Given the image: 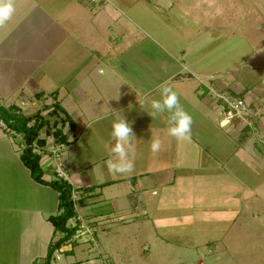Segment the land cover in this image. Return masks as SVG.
I'll return each mask as SVG.
<instances>
[{"label": "crops", "instance_id": "obj_1", "mask_svg": "<svg viewBox=\"0 0 264 264\" xmlns=\"http://www.w3.org/2000/svg\"><path fill=\"white\" fill-rule=\"evenodd\" d=\"M11 2L14 13L0 25V106H16L25 116L50 107L43 111L48 116L58 103L72 119L75 131L64 129L70 145L59 164L85 199L81 214L97 230L137 223L157 237L161 223L195 251L188 257L166 255L164 264H235L224 237L209 240L205 232L207 241L191 242L188 230L234 228L241 202L264 195L261 151L246 131L224 124L223 109L208 94L213 86L250 106L264 105V42L258 51L243 40L245 50L241 43L225 57L220 46L210 50L208 41L195 38L181 49H167L155 31L139 26L141 0ZM208 31L218 45L228 40L225 25ZM161 85L178 94L179 106L192 119L186 139L169 135L171 113L148 115L150 103L162 101ZM119 113L134 135L133 168L123 174L109 168L117 159L111 148ZM258 130L264 138V119ZM18 137L0 128V264H45L50 246L63 237L50 222L59 215L58 193L33 180L20 159ZM156 138L161 147L154 153L150 144ZM41 167L45 181L59 178L49 152ZM86 189L92 190L84 194ZM89 245L72 238L51 264H111L105 247L91 251ZM141 255L147 260L150 247L144 245Z\"/></svg>", "mask_w": 264, "mask_h": 264}, {"label": "rangeland", "instance_id": "obj_2", "mask_svg": "<svg viewBox=\"0 0 264 264\" xmlns=\"http://www.w3.org/2000/svg\"><path fill=\"white\" fill-rule=\"evenodd\" d=\"M149 1L150 4L148 0H141L138 4L139 26L147 31H155V39L167 49H181L188 41L195 38L198 41H208L210 50L220 46L219 49L223 48L224 57L233 48L238 49L241 43L242 49L245 50L243 40L249 41L253 48H258V51L261 50L264 34L260 35L258 31L264 33V0ZM134 12L131 11V14ZM222 25H225L228 40L224 39L222 44L218 45L211 35L208 37V30L210 27ZM201 36L203 38H200ZM54 120V118L51 119L52 122ZM0 128L3 127L0 126ZM258 135L256 138L254 136L249 138L254 142L255 149L261 151L259 153L264 157V145L261 143L263 137L260 133ZM44 137L47 140L48 137ZM18 139L22 140L19 137ZM21 143H17L20 150H22ZM247 199L246 202L250 199L249 206L245 205V201L241 202V213H237L238 219L234 228L216 229L213 233L209 229L193 227L188 230L191 233L188 240L191 242L201 240L204 243L207 241L204 237L205 232H207L209 240L215 237H224L221 240L227 244L225 246L229 249V255L234 256L235 264H264V195L256 194L255 197L250 196ZM207 217L209 216L207 215ZM197 221L192 224L195 226ZM160 224L156 225L160 237H157L155 230L150 227L139 229L135 226L137 223L134 225L122 224L119 227L111 223L102 229H95V238L99 247H105L104 253L113 255L112 260H109L111 264H164L162 259L166 255L188 257V254L195 253L194 250L187 249L188 244L185 246L186 244H183L178 236H172L168 233V229L163 228ZM177 230L173 231L177 232ZM184 231L186 230H182V232ZM178 232L181 233V231ZM169 239L170 242L165 243ZM167 244L169 245L166 246ZM144 245L151 249V256L147 260L141 255ZM92 250L93 248H91ZM185 251L187 252L185 253ZM220 252L225 253V251ZM224 257L227 258L226 255Z\"/></svg>", "mask_w": 264, "mask_h": 264}, {"label": "trees", "instance_id": "obj_3", "mask_svg": "<svg viewBox=\"0 0 264 264\" xmlns=\"http://www.w3.org/2000/svg\"><path fill=\"white\" fill-rule=\"evenodd\" d=\"M42 98L40 94L36 96ZM37 111L32 116H25L16 107L8 108L0 106V122L10 131L22 137V150L20 159L23 165L29 170L33 180L36 183L47 185L58 193L59 215L51 217L50 222L55 232L63 235L61 239L50 246L45 264H51L54 254L62 246L68 243L73 236L74 231L67 227L68 222L76 216L74 203L72 201L74 189L65 179L57 178L54 181L47 182L44 180V172L41 167L42 158L46 149L47 142L42 139V134L52 136L58 145L69 146L68 137L64 134V129L68 125L72 132L75 131V124L72 119L65 113L58 103H54L52 111L48 116L43 115V111ZM54 118V122L51 119ZM38 147L39 150L36 149ZM92 189L83 190V193L91 192ZM85 199L80 193L79 204L82 206Z\"/></svg>", "mask_w": 264, "mask_h": 264}, {"label": "built area", "instance_id": "obj_4", "mask_svg": "<svg viewBox=\"0 0 264 264\" xmlns=\"http://www.w3.org/2000/svg\"><path fill=\"white\" fill-rule=\"evenodd\" d=\"M106 0H87L91 4H97ZM208 94L211 99L223 109V122L227 126L233 125L243 131H246L249 137L259 136L258 124L264 118V105L250 106L244 99L233 94L230 91H220L210 86ZM0 126L6 128L1 122ZM13 133V132H12ZM17 136L15 133H13ZM264 140V138H263ZM261 143L264 145V141ZM36 147V146H35ZM65 145H58L54 138L48 140L45 152H49L56 165V172L60 178L65 179L66 175L59 164L61 151L65 149ZM37 150L38 147H36ZM72 201L74 203L76 216L72 218L67 227L74 231L73 239L75 241H84L92 246L93 249H98V242L95 238V229L90 220H88L80 212V192L73 191ZM58 259L57 256H55Z\"/></svg>", "mask_w": 264, "mask_h": 264}, {"label": "clouds", "instance_id": "obj_5", "mask_svg": "<svg viewBox=\"0 0 264 264\" xmlns=\"http://www.w3.org/2000/svg\"><path fill=\"white\" fill-rule=\"evenodd\" d=\"M14 13V7L11 0H0V25L8 21ZM162 101L153 100L150 103L151 112L148 113L152 119L156 118L158 114L165 111L171 113L169 121L168 133L177 139L188 138L190 133V126L192 123L191 117L179 106L178 94L169 86L161 85ZM140 108L143 110L145 102H138ZM112 137L116 141L111 148V152L115 154L117 159L109 162V168L116 173L130 172L133 164L129 159V151L131 150L132 128L130 122L126 121L124 115L119 113L116 115L115 121L112 125ZM161 141L159 138L153 139L150 144L152 152L160 150Z\"/></svg>", "mask_w": 264, "mask_h": 264}]
</instances>
